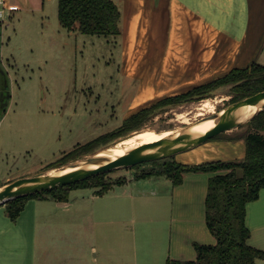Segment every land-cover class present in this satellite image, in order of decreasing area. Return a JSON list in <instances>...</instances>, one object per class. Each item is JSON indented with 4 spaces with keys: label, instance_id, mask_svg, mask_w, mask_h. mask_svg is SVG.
Listing matches in <instances>:
<instances>
[{
    "label": "rangeland",
    "instance_id": "obj_1",
    "mask_svg": "<svg viewBox=\"0 0 264 264\" xmlns=\"http://www.w3.org/2000/svg\"><path fill=\"white\" fill-rule=\"evenodd\" d=\"M10 2H16L19 8L6 10L4 21H0V185L85 156L58 162L76 147L119 127L126 112L124 103L134 95L139 81H129L122 71L118 35L69 30L60 23L58 0ZM257 62L264 64V58ZM233 84L227 82L210 88L202 93L203 98L220 99L219 109L233 101ZM203 98L162 105L139 128L116 135L95 150L132 145L126 142L138 129L166 131L181 127L187 122L178 117L179 112L194 108ZM152 102L155 100L149 105ZM246 128L245 123L227 132H241ZM236 139L241 141H229ZM237 151L246 152L245 139L222 133L187 150L159 158V163L153 159L108 171L101 177L107 184L96 186L99 191L104 190L127 175L150 169L166 159L187 163L240 160L244 156L238 157ZM159 178L155 175L141 179L143 188L151 193L156 191L154 188L161 190ZM93 192L94 188L88 187L76 193L85 200L67 212L53 202L45 207L39 203V214L45 208L44 212L55 218L69 213L76 216L82 206L85 211L92 210L85 225L80 220L70 242L55 236L52 249L44 256L48 264H166L163 254L172 219L170 201L157 202L158 205L147 200L132 202L124 196L116 197L112 191L93 200L90 196ZM3 206L6 208L5 204L0 208ZM32 211L30 207L27 212ZM251 242L264 245V235L257 233ZM258 261L264 264V258Z\"/></svg>",
    "mask_w": 264,
    "mask_h": 264
},
{
    "label": "crops",
    "instance_id": "obj_2",
    "mask_svg": "<svg viewBox=\"0 0 264 264\" xmlns=\"http://www.w3.org/2000/svg\"><path fill=\"white\" fill-rule=\"evenodd\" d=\"M115 1L121 10L118 36L122 46V71L129 81L139 80L136 92L124 103L123 119L151 101L185 92L226 74L234 67H247L264 58V0ZM74 29L79 31L78 23L70 30ZM237 132L226 131L227 134ZM236 140L229 141H241ZM244 154L237 151L238 157ZM204 172L185 171L183 181L178 184L167 173L131 174L101 191L96 185L70 188L65 201L47 195L31 197L15 219L3 206L0 208V264H44V256H48L52 249L55 236L70 242L80 220L85 225L92 210L85 211L82 206L76 216L69 213L55 218L46 214L45 208L39 214V203L45 207L53 202L65 212L75 210L85 200L83 195L76 193L88 187L94 188L90 195L93 200L112 191L116 197L124 196L132 202L147 200L158 205L157 202L170 201L172 219L163 254L165 263L168 257L196 258L195 242H216L206 222L205 200L209 178L215 174L211 172L223 171ZM155 175L161 176L159 184L162 188H154L152 190L156 191L151 193L143 188L141 179ZM117 187L122 190H116ZM28 207L33 208L31 214L27 212ZM246 223L251 229L250 243L257 233L264 235V186L259 196L247 204ZM252 244L264 249L261 242Z\"/></svg>",
    "mask_w": 264,
    "mask_h": 264
},
{
    "label": "trees",
    "instance_id": "obj_3",
    "mask_svg": "<svg viewBox=\"0 0 264 264\" xmlns=\"http://www.w3.org/2000/svg\"><path fill=\"white\" fill-rule=\"evenodd\" d=\"M58 16L60 23L69 30L78 23V29L83 33L118 35L121 32V10L115 0H58ZM227 82L234 83L231 86L232 100L264 89V64L254 61L247 67H234L226 74L194 86L185 92L164 96L131 113L116 129L101 134L66 153L58 162L63 163L90 153L101 144L110 141L112 137L139 128L144 120L162 105L180 102L189 96L202 94L210 88ZM246 125V130L228 134L230 137H243L246 141V152L244 158L240 160L216 159L187 164L166 159L150 169H143L135 174L148 176L167 173L174 183L178 184L183 181L185 171L226 169L210 176L205 200L206 222L215 235L216 242H195L196 258L168 257L166 264H261L258 260L264 258V249L250 243L251 229L246 223V213L248 202L256 199L264 186V110ZM222 133L226 131L220 134ZM154 160L159 163L157 159ZM107 172L14 198L5 204L7 213L15 219L31 197L47 195L65 201L68 199L70 188L92 185L104 187L107 183L101 177Z\"/></svg>",
    "mask_w": 264,
    "mask_h": 264
},
{
    "label": "water",
    "instance_id": "obj_4",
    "mask_svg": "<svg viewBox=\"0 0 264 264\" xmlns=\"http://www.w3.org/2000/svg\"><path fill=\"white\" fill-rule=\"evenodd\" d=\"M195 97L203 98V94H194L185 100ZM262 110H264V89L233 100L156 140L130 147L122 153L105 154L102 152L107 148L105 147L72 161L8 180L0 185V205L20 196L67 185L99 173L174 155L221 132L248 123ZM208 120H212L210 126L198 128Z\"/></svg>",
    "mask_w": 264,
    "mask_h": 264
},
{
    "label": "bare ground",
    "instance_id": "obj_5",
    "mask_svg": "<svg viewBox=\"0 0 264 264\" xmlns=\"http://www.w3.org/2000/svg\"><path fill=\"white\" fill-rule=\"evenodd\" d=\"M219 100L220 99L214 97L203 98L200 102H198L196 106H194V108L179 112L178 117L184 122H191L192 120L204 114H207L208 112H214L217 109V102ZM191 115H193V117ZM211 124H212V120H208L207 122L200 124L198 128H205L210 126ZM171 131H173V129L166 131H158L154 128L138 129L131 133L132 134L131 137L126 142L127 144H132V145L115 150L105 149L102 150V152L109 155L122 153L125 150L129 149L130 147L136 146L144 142H150L156 140L170 133Z\"/></svg>",
    "mask_w": 264,
    "mask_h": 264
},
{
    "label": "built area",
    "instance_id": "obj_6",
    "mask_svg": "<svg viewBox=\"0 0 264 264\" xmlns=\"http://www.w3.org/2000/svg\"><path fill=\"white\" fill-rule=\"evenodd\" d=\"M18 4L12 3L9 0H0V21H4L6 10L17 9Z\"/></svg>",
    "mask_w": 264,
    "mask_h": 264
},
{
    "label": "flooded vegetation",
    "instance_id": "obj_7",
    "mask_svg": "<svg viewBox=\"0 0 264 264\" xmlns=\"http://www.w3.org/2000/svg\"><path fill=\"white\" fill-rule=\"evenodd\" d=\"M4 94H5V92H4ZM4 94H3V95H4Z\"/></svg>",
    "mask_w": 264,
    "mask_h": 264
}]
</instances>
